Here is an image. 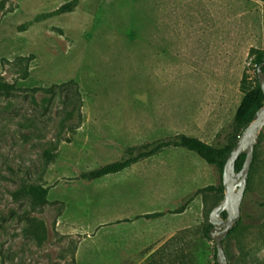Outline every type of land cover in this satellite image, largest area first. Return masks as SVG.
<instances>
[{
  "label": "rangeland",
  "instance_id": "1",
  "mask_svg": "<svg viewBox=\"0 0 264 264\" xmlns=\"http://www.w3.org/2000/svg\"><path fill=\"white\" fill-rule=\"evenodd\" d=\"M70 1L0 0L4 264H213L204 229L222 197L199 190L221 174L195 152L167 146L115 174H80L178 134L225 143L264 48V1L77 0L55 13ZM23 182L47 187L44 202ZM37 221L44 237L29 232ZM222 247L227 264H264V125Z\"/></svg>",
  "mask_w": 264,
  "mask_h": 264
},
{
  "label": "trees",
  "instance_id": "2",
  "mask_svg": "<svg viewBox=\"0 0 264 264\" xmlns=\"http://www.w3.org/2000/svg\"><path fill=\"white\" fill-rule=\"evenodd\" d=\"M76 3H77V0H72L70 2L64 3L55 10V13L69 12L72 10V8L75 6ZM263 57H264V48L261 50H255L254 57L252 60L253 64L257 67L261 63ZM11 87H12L11 85L0 81V94L9 93ZM263 105H264L263 93H262V90L260 89V86L257 81V77L255 75L253 85L243 92L239 100V103L235 109L234 116L231 122L230 132L228 134L229 136L225 143L219 144V145H211V144H208L202 141L199 138L188 136L185 134H178L169 140H157V141H153L150 143L142 144L138 147L130 146L126 148L125 154L122 158L116 161L107 163L96 169L83 172L80 174V177L83 179H87V180H95V179H99L109 174L118 173L124 170L125 168L129 167L133 163H136L137 161L141 159H144L146 157L156 154L159 150L167 146L182 147L189 151L195 152L206 163L210 165H214L219 170L220 174H222V169H223L225 160L231 153L234 145L237 143L238 137L240 136L241 132L252 122V120L255 117L256 112L261 107H263ZM76 107L77 106H72L71 110L67 112V118L70 117V115L73 113ZM44 154L50 155V150L45 149ZM244 158H245V155L241 153L235 162V171H238L241 168ZM253 159H254V156H253ZM20 188L26 195H28V197L31 198L34 204L43 203L48 193L47 187H43L40 184L32 183V182H28V183L23 182ZM17 191L13 192V194L16 193ZM199 191L200 192L215 191V192H218L220 196L222 197L223 196V185L220 180L219 185L217 186L209 185V186H206L200 189ZM185 205L186 203L181 205L179 208L175 209L173 212L182 211ZM163 215H164V212H153L150 214H145L144 216L147 218H156V217H161ZM23 216L24 218H26L28 217V214L23 213ZM220 216L225 218L226 211L221 212ZM209 227H210V223H208V227L204 229V236L206 238H208L207 232H208ZM236 227L231 229L229 233L227 234V236L233 234ZM43 230H44L43 223L41 221H37L35 222L34 227L31 228L29 232L33 233L35 237H44ZM4 258L5 257H4L3 250L0 247V264H4ZM213 264H218L216 262L215 247H214V263Z\"/></svg>",
  "mask_w": 264,
  "mask_h": 264
},
{
  "label": "water",
  "instance_id": "3",
  "mask_svg": "<svg viewBox=\"0 0 264 264\" xmlns=\"http://www.w3.org/2000/svg\"><path fill=\"white\" fill-rule=\"evenodd\" d=\"M256 77L264 97V57L257 66ZM264 125V105L255 114L252 122L241 132L237 143L226 158L223 165L221 182L223 185V196L220 202L209 213L208 237H211L216 250V262L227 264L223 251V239L229 231L237 226L240 220V205L247 186L250 166L254 156L256 134ZM245 155L243 164L235 171V162L239 155ZM226 211L227 217L220 219L221 212Z\"/></svg>",
  "mask_w": 264,
  "mask_h": 264
}]
</instances>
